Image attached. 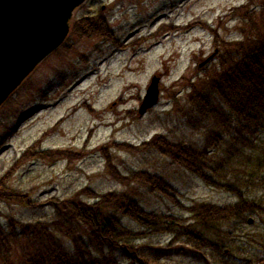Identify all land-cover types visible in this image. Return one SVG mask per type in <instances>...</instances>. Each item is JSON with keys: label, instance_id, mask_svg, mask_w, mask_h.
Returning a JSON list of instances; mask_svg holds the SVG:
<instances>
[{"label": "rangeland", "instance_id": "374dc122", "mask_svg": "<svg viewBox=\"0 0 264 264\" xmlns=\"http://www.w3.org/2000/svg\"><path fill=\"white\" fill-rule=\"evenodd\" d=\"M254 1L88 0L71 21L68 42L39 65L0 111L2 225L8 227L10 220L35 225L57 216L52 206L33 209L3 200L5 190L27 194L43 205L65 201L84 189L95 195L135 193L132 200L161 214L163 225L171 217L167 226L177 229L197 222L194 208L235 204L225 188L200 180L148 145L161 135L184 148L201 150L205 163L213 165L209 176L218 181L213 171L219 155L214 149L204 152L206 132L216 124L206 121L203 129H191L183 115L189 113L191 82L218 62L221 46L216 45L215 31L227 41L240 39L245 22L236 10ZM257 7L259 2L249 12ZM96 14L111 30V39L75 36V22ZM154 76L161 78L160 101L141 116ZM142 174L172 186L174 199L144 190L150 187L136 179ZM232 180L230 174L222 185ZM123 223L163 250L183 248L167 258L168 264H198L184 256L186 249L191 251V232L179 237L146 230L130 217ZM142 240L138 237L137 244L147 242Z\"/></svg>", "mask_w": 264, "mask_h": 264}, {"label": "trees", "instance_id": "16d2710c", "mask_svg": "<svg viewBox=\"0 0 264 264\" xmlns=\"http://www.w3.org/2000/svg\"><path fill=\"white\" fill-rule=\"evenodd\" d=\"M258 2L259 10L250 13ZM253 5L236 10L245 22L240 39L227 41L215 31L216 45L221 46L218 62L197 82H191L189 113L183 115L191 129H203L206 121L216 124L206 132L204 152L209 154L214 149L219 155L213 171L218 181L209 176L213 165L205 163L208 159L201 150L184 148L161 135L148 145L200 180L225 188L234 196L235 204L194 208L191 212L197 222L177 229L167 226L171 217L167 216L163 225L161 214L132 200L130 196L135 193L95 195L84 189L65 201L43 205L24 193L1 191L3 200L19 201L33 209L52 206L57 216L35 225L10 220L5 228L0 222V264H168L167 258L184 250H163L144 233L126 226L123 219L129 217L146 230L179 237L191 232L189 243L186 241L191 251L186 249L184 256L198 264H264V0H255ZM100 16L75 22L74 35L110 40L111 30ZM230 174L231 183L222 185ZM136 179L143 187H150L143 188L150 194L174 199L171 194L176 190L162 179L147 174ZM138 237L147 242L137 244Z\"/></svg>", "mask_w": 264, "mask_h": 264}, {"label": "water", "instance_id": "95a60500", "mask_svg": "<svg viewBox=\"0 0 264 264\" xmlns=\"http://www.w3.org/2000/svg\"><path fill=\"white\" fill-rule=\"evenodd\" d=\"M88 0H0V108L47 58L63 46L76 11ZM154 77L140 109L159 102Z\"/></svg>", "mask_w": 264, "mask_h": 264}]
</instances>
